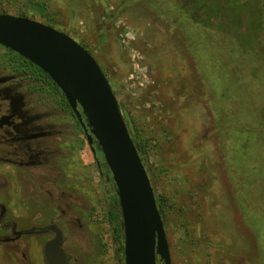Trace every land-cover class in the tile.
Instances as JSON below:
<instances>
[{"label": "rangeland", "instance_id": "1", "mask_svg": "<svg viewBox=\"0 0 264 264\" xmlns=\"http://www.w3.org/2000/svg\"><path fill=\"white\" fill-rule=\"evenodd\" d=\"M192 1L207 13L226 12L228 33L191 21L177 0H0V13L64 32L97 61L145 147L142 159L155 195L166 198L161 220L171 264H264L262 45L257 48L249 5ZM45 94V104L34 111L38 127L71 128L70 137H55L44 154L56 164L43 170L37 155L39 183L52 195L21 188V170L2 166L7 207L25 218L19 227L30 228L38 214L32 196L40 211L49 208L58 219L54 205L63 189L71 196L70 205L59 202L66 209L68 264H124L107 219L108 183L75 118L59 113L58 96ZM38 238L23 235L20 245L30 242L26 258L8 245L0 264H45L47 236Z\"/></svg>", "mask_w": 264, "mask_h": 264}, {"label": "water", "instance_id": "2", "mask_svg": "<svg viewBox=\"0 0 264 264\" xmlns=\"http://www.w3.org/2000/svg\"><path fill=\"white\" fill-rule=\"evenodd\" d=\"M0 45L50 77L64 95L88 144L95 140L100 148L118 196L124 264H171L154 188L112 88L94 57L66 33L11 14H0ZM50 229L55 236L44 245L45 263L68 264L61 248V232Z\"/></svg>", "mask_w": 264, "mask_h": 264}, {"label": "flooded vegetation", "instance_id": "3", "mask_svg": "<svg viewBox=\"0 0 264 264\" xmlns=\"http://www.w3.org/2000/svg\"><path fill=\"white\" fill-rule=\"evenodd\" d=\"M47 92L53 98L54 95L58 96L59 113H65L67 111L70 117L74 116L64 95L48 75L42 73L41 69L29 60L9 48L0 45V167L8 166L19 168L21 171L17 172V176L19 181L21 180V188H27L29 192L35 193L39 187V189H43L44 192L52 195L51 190L45 187V182L39 183L40 177L37 176L35 170L42 162L37 159V155L43 156L44 162L42 165H46L43 166V170L45 169L44 167L48 168V164H53V162L56 164L57 160L55 159H52L49 163L44 154H48L52 149L51 142L54 141L55 137H59L60 135H64V138L66 135L70 137L71 128L66 125L68 127L67 129L56 131L54 129L38 127L36 122L38 115L34 111L40 104H45L42 99V94ZM76 125L81 135L86 139L82 127L79 123H76ZM44 141L46 143H42ZM87 145L96 160L99 176L104 177L106 183H108L106 201L108 203L107 219H109L110 211L113 210V204L115 203V197H117L118 202L116 188L110 171L108 173L100 160V150L96 141L93 140L92 145L87 142ZM62 146L64 150H71V147L66 144L65 140L62 141ZM56 172L57 176H59L60 172ZM0 179H3V181L5 179L4 172L2 171H0ZM6 189V183L0 185V255L5 256L7 246L13 245L17 249L15 253L22 249L21 255L26 258L27 255L23 251V248L28 250L30 248V242L20 245L19 242L22 240L23 235L27 234L36 239L44 235L47 236L41 248L44 260L43 248L46 242L54 238V231L50 227H55L62 234L61 248L67 254V262H69L70 255L65 248L67 237L62 228L66 224L63 221H66V209L60 208L61 203L59 202L63 200L62 204L70 205L71 196L67 195L63 189L57 194L56 202L59 205L57 203L54 206L59 212L57 214L58 219H55V216L51 215V209L49 208L40 211L39 203L32 196L33 210L38 212L37 219L35 218L37 225L31 224L30 228H24L19 226L23 224L21 221L25 218H21V216L15 218V214H12L7 207L5 199ZM20 202H23L21 205L25 208L27 203L23 199ZM110 222L112 224V220Z\"/></svg>", "mask_w": 264, "mask_h": 264}, {"label": "trees", "instance_id": "4", "mask_svg": "<svg viewBox=\"0 0 264 264\" xmlns=\"http://www.w3.org/2000/svg\"><path fill=\"white\" fill-rule=\"evenodd\" d=\"M218 1H220V0H218ZM221 1L223 2V4L226 3L227 5L231 1V3L234 4L237 8L241 7V6H246V5L248 6L249 5V7L251 8V11H250V14L248 16V20L253 21L252 24L257 29L258 33L255 35V38L257 39V42H256L257 48H258V42H259L262 46L259 47L258 49H259V52H261L263 54V58H264V53L262 51L263 50L262 47L264 45V38L262 37V34L264 33V1L263 0H221ZM177 3L179 5L180 9L182 10V12L186 16H188L191 21H197V20L200 21L201 20V22L204 23V25L207 27L216 28L217 30H220L222 32L228 31L229 24L227 23V20H226V12L224 13V11H217L215 13H212V12L207 13L206 8L204 7V5L202 3L200 4V2H199V6L197 7L196 2H194L192 0H177ZM253 5H255V8ZM80 45L86 49V47L84 45H82V44H80ZM249 48L250 49H248V51L254 50V47H252V46ZM41 72L44 73L45 75H47L42 70H41ZM119 109H120V106H119ZM123 119H124L125 124L127 126L130 137H131V139L135 145V148H136V150H137V152H138V154H139V156L143 162L142 155H144L146 153L145 147L142 143L135 140L134 135H133V130L130 128L129 121L124 116H123ZM75 121L78 124L77 120H75ZM99 150H100V148H99ZM99 155L101 158L100 160L102 161L103 165L105 166V169L109 173V170H108V168H107V166L103 160V155H102L101 150L99 152ZM143 164H144V162H143ZM165 199L166 198L164 196H156L155 195L156 206H157V210L160 214L161 219L163 218V212H164V206L163 205H164ZM109 219L112 220L113 231L115 233L114 235L116 237V240L121 244L120 249L123 250L122 218H121L120 208H119V205L117 202V197H115V203L113 204V210L110 211Z\"/></svg>", "mask_w": 264, "mask_h": 264}]
</instances>
